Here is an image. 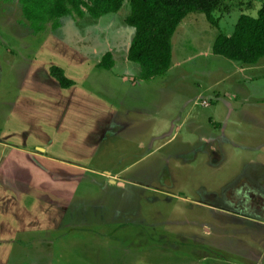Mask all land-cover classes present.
Listing matches in <instances>:
<instances>
[{
  "label": "rangeland",
  "instance_id": "374dc122",
  "mask_svg": "<svg viewBox=\"0 0 264 264\" xmlns=\"http://www.w3.org/2000/svg\"><path fill=\"white\" fill-rule=\"evenodd\" d=\"M260 2L222 0L217 25L189 11L170 66L144 79L126 59L128 0L36 33L15 0L3 27L0 0V264H264V223L240 214L264 217V170L241 146L262 137L264 160V56L211 51ZM106 51L108 71L97 64ZM22 81L50 90L20 92Z\"/></svg>",
  "mask_w": 264,
  "mask_h": 264
},
{
  "label": "trees",
  "instance_id": "16d2710c",
  "mask_svg": "<svg viewBox=\"0 0 264 264\" xmlns=\"http://www.w3.org/2000/svg\"><path fill=\"white\" fill-rule=\"evenodd\" d=\"M21 12L29 26L38 31L46 22L51 27L60 25V17L75 13L89 14L98 18L108 12L117 11L123 0H18ZM129 11L124 21L134 27V33L127 48V58L139 64L142 78L163 74L171 64L172 35L189 11L197 10L206 19L217 25L213 11L222 0H128ZM211 51L240 63H254L264 56V0H261L256 14L241 12L227 34L218 32L211 43ZM98 65L109 68L113 65L111 53L106 51ZM49 72L61 86L71 84V78L63 69L51 64Z\"/></svg>",
  "mask_w": 264,
  "mask_h": 264
},
{
  "label": "crops",
  "instance_id": "0c3cea01",
  "mask_svg": "<svg viewBox=\"0 0 264 264\" xmlns=\"http://www.w3.org/2000/svg\"><path fill=\"white\" fill-rule=\"evenodd\" d=\"M11 1V3L9 4V2ZM14 1V0H13ZM12 0H3V3H2V8H5L6 10H4V12H1V13H3V27H7V24H8V19H9V12H8V9H10V5L12 4V2H13ZM15 2H18L19 3V1L18 0H15ZM19 5H20V3H19ZM19 10H21V7H20V9ZM28 22V21H27ZM47 23V22H46ZM46 23L44 24V28H45V25H46ZM51 24V23H50ZM28 25H29V23H28ZM14 26L15 27H17L18 28V24L17 23H14ZM30 27V26H29ZM31 28V27H30ZM44 28H43V30H44ZM132 30H133V32L132 33H134V27L132 26ZM31 30L33 31V32H37V31H34L32 28H31ZM230 32H227V34H229ZM33 35H35V34H33ZM15 38H19V36L17 35V34H15ZM131 40V39H130ZM129 43H130V41H129ZM128 46H129V44H128ZM128 48V47H127ZM105 53V52H104ZM103 53V54H104ZM102 54V55H103ZM126 54H127V52H126ZM102 55H101V57H102ZM112 56V55H111ZM101 57H100V59H101ZM260 58H262V57H260ZM99 59V60H100ZM113 59V58H112ZM126 59L128 60V61H131V60H129L128 58H127V56H126ZM258 61V60H257ZM99 62V61H98ZM132 62H134V61H132ZM134 63H136V62H134ZM256 62H254V63H252V64H255ZM98 64V63H97ZM137 65H138V67H139V64L138 63H136ZM113 65H114V61H113ZM112 65V66H113ZM103 67V66H102ZM105 68V67H104ZM110 68V67H109ZM140 68V67H139ZM107 71H108V68H105ZM166 72V71H165ZM111 73V72H110ZM67 74V73H66ZM112 74H114V73H112ZM164 74V73H163ZM117 75H119V73H117ZM69 76V75H68ZM120 76H124V78L126 79L127 77H131V79H132V81L133 82H135V78L136 77H134L135 75H133V74H120ZM141 77V74L139 75V78ZM254 76L253 75H249V77H247V78H249V79H251V78H253ZM55 78V77H54ZM142 78V77H141ZM36 79H37V77H36ZM144 79H146V78H144ZM34 81H37V80H34ZM34 81H32V82H34ZM32 82H29L30 84L29 85H27V86H25L24 85V83H23V81L21 82V85H20V88H19V86H18V89H19V91L21 92V91H23V90H26V89H37L38 91H40L42 88H43V90H42V92L41 93H43L44 92V96H46V94H45V90H50V88L49 87H45V86H43V85H40L39 83H32ZM74 86H76V84L74 85ZM82 86H84V81H83V83L82 82H80V87L78 88L79 89V91H81V89H82ZM63 88H66V87H63ZM23 93V92H22ZM32 94H34V93H32ZM35 95H38V92H36L35 93ZM25 97V95H22V98L20 97V103H22V100H23V98ZM19 98V96L16 98V100ZM43 99H45L46 100V98L44 97ZM71 99H73V97L71 98ZM47 101V100H46ZM71 101V100H70ZM69 101V102H70ZM48 102V101H47ZM203 103V102H202ZM54 104V103H53ZM67 105H69V103L67 104ZM66 105V106H67ZM207 105V103L205 104L204 103V106H206ZM19 107H20V105H19ZM21 107H22V110H20L21 111V118L20 119H22V121L25 119V118H27L28 117V114H26L24 111L26 110V109H24L23 108V105L21 104ZM44 107H46V109L48 110V112L50 113V111L51 112H53V105H52V103H48V104H46ZM67 108H64V110H63V112L66 110ZM241 110H242V113H241V118H240V121H241V123H243V122H245V124L246 125H252V126H254V127H256L257 128V130H258V134H260L259 132H260V126L257 124V123H250L248 120H246V118H245V116H243V112H244V110L241 108ZM30 112V111H29ZM63 112H62V114H63ZM179 117H182L183 118V116L181 115V116H179ZM190 117V116H189ZM64 119H65V122H64V124H65V126L67 127V120H66V116L64 117ZM196 119H198L200 122H201V120L199 119V118H196ZM97 125H98V123H97ZM96 125V126H97ZM67 129V128H66ZM240 134V133H239ZM80 135H82V136H85L86 134H84V132L82 133H80ZM256 138V140L255 141H253L252 142V144H248V140L245 142V144L246 145H241L243 148H246V147H248V148H250V147H253V149L256 151L257 150V148L260 146V144L258 143L259 141H261V138H258V137H255ZM244 139V138H243ZM248 139V138H247ZM254 145V146H253ZM247 149V148H246ZM246 149H240L239 151L240 152H242V150H246ZM248 151H250L249 149H247ZM255 151H250V152H252V153H254V154H252L253 156H255L256 158H257V160H258V165L259 164H261L262 166H264V160L263 161H260L259 162V155H257L258 153L257 152H255ZM250 152H248V153H250ZM248 153H241L242 155H244L245 156V158H246V156L248 157ZM260 166V165H259ZM261 166V168L264 170V167H262ZM262 172V171H261ZM260 172V173H261ZM263 174V173H262Z\"/></svg>",
  "mask_w": 264,
  "mask_h": 264
},
{
  "label": "flooded vegetation",
  "instance_id": "af4514ba",
  "mask_svg": "<svg viewBox=\"0 0 264 264\" xmlns=\"http://www.w3.org/2000/svg\"><path fill=\"white\" fill-rule=\"evenodd\" d=\"M242 213H243V215H242ZM242 213H240L241 216H246V217L252 218L253 220L258 221L259 223H264V217L263 216H258V215L254 216L252 214L250 215V214H246L244 212H242Z\"/></svg>",
  "mask_w": 264,
  "mask_h": 264
},
{
  "label": "water",
  "instance_id": "95a60500",
  "mask_svg": "<svg viewBox=\"0 0 264 264\" xmlns=\"http://www.w3.org/2000/svg\"><path fill=\"white\" fill-rule=\"evenodd\" d=\"M110 181H113L114 182L115 180L114 179H110Z\"/></svg>",
  "mask_w": 264,
  "mask_h": 264
},
{
  "label": "built area",
  "instance_id": "2783aa9c",
  "mask_svg": "<svg viewBox=\"0 0 264 264\" xmlns=\"http://www.w3.org/2000/svg\"><path fill=\"white\" fill-rule=\"evenodd\" d=\"M202 102H203V103H205V104L207 103V102H205V100H204V101H202Z\"/></svg>",
  "mask_w": 264,
  "mask_h": 264
}]
</instances>
